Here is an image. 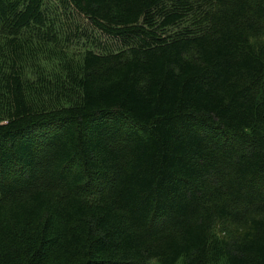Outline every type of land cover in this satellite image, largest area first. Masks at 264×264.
<instances>
[{
	"label": "trees",
	"instance_id": "obj_1",
	"mask_svg": "<svg viewBox=\"0 0 264 264\" xmlns=\"http://www.w3.org/2000/svg\"><path fill=\"white\" fill-rule=\"evenodd\" d=\"M0 264H264V0H0Z\"/></svg>",
	"mask_w": 264,
	"mask_h": 264
},
{
	"label": "rangeland",
	"instance_id": "obj_2",
	"mask_svg": "<svg viewBox=\"0 0 264 264\" xmlns=\"http://www.w3.org/2000/svg\"><path fill=\"white\" fill-rule=\"evenodd\" d=\"M57 9H58V6H57ZM58 11L61 12L62 10L58 9ZM61 16H62L63 20H65L66 15H65L64 11H62ZM75 17H76V24L81 27V30L79 32V35L76 38L71 37L70 44L74 48L73 52L78 54V53H82L83 50L87 49L88 46H90L92 44V42L94 40V36L101 38L102 35L100 33L94 31L93 26L90 25L88 19H86V18L84 19V18H81L78 16H75ZM83 28L86 31V35H85V32L83 31ZM73 32H75L74 28H73ZM67 34H70V32L67 31ZM113 48L114 49L117 48L116 44L113 45Z\"/></svg>",
	"mask_w": 264,
	"mask_h": 264
}]
</instances>
